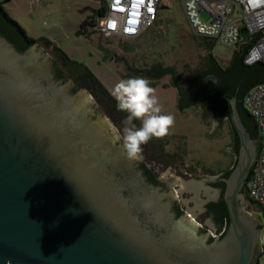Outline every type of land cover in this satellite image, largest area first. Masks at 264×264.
Segmentation results:
<instances>
[{
    "label": "water",
    "instance_id": "95a60500",
    "mask_svg": "<svg viewBox=\"0 0 264 264\" xmlns=\"http://www.w3.org/2000/svg\"><path fill=\"white\" fill-rule=\"evenodd\" d=\"M154 69L126 71L153 78ZM74 88L39 44L20 52L0 34V264H258L263 231L244 195L258 143L236 98L224 97L239 150L222 194L209 185L217 176L188 178L143 148L129 159L123 129ZM141 159L170 179L169 192L147 179ZM200 194L223 198L229 215L211 243L199 231L206 217L195 222L198 206L188 204ZM177 199L188 207L179 217Z\"/></svg>",
    "mask_w": 264,
    "mask_h": 264
},
{
    "label": "rangeland",
    "instance_id": "374dc122",
    "mask_svg": "<svg viewBox=\"0 0 264 264\" xmlns=\"http://www.w3.org/2000/svg\"><path fill=\"white\" fill-rule=\"evenodd\" d=\"M108 1L12 0L4 3L3 7L28 37L35 40L44 38L54 43L72 61L85 65L110 94L119 80L128 78L126 69L130 72H150L156 66L165 69L174 67L183 81L194 83L193 75L203 69L208 54H212L225 68L236 52V47L225 43L217 42L210 48L200 44L184 13V2L188 0H162L156 23L136 38L102 37L98 30L92 28H89L91 33L88 36L81 35L82 23L90 21V16ZM198 16L203 23L211 21L206 10L199 12ZM41 47L51 55L49 49ZM144 78L155 88L162 113L174 117V125L169 135L162 138L164 145L159 142L158 149H155L156 145L148 142L142 148L182 175L185 169L190 168L192 175L188 177L197 179L206 171L231 167L233 158L223 151L230 145L227 130L211 138L209 135L215 129L212 130V125L203 121L198 105L179 111L178 91L171 85L169 75L158 79ZM94 102L98 104L96 99ZM114 121L122 129L125 127L123 119L115 118ZM163 153L177 156L171 163L161 158ZM249 211L260 223L264 246V212L260 207L252 209L250 205ZM258 264H264V254Z\"/></svg>",
    "mask_w": 264,
    "mask_h": 264
},
{
    "label": "trees",
    "instance_id": "16d2710c",
    "mask_svg": "<svg viewBox=\"0 0 264 264\" xmlns=\"http://www.w3.org/2000/svg\"><path fill=\"white\" fill-rule=\"evenodd\" d=\"M10 1L12 0H0V34L11 42L20 52L26 51L30 46L36 43L49 49L55 62L56 75L59 79L72 80L75 84L74 92L80 89L89 91V93H91L96 99V102L106 110L110 118H121L125 120L126 113L117 110L116 101L113 96L85 65L72 61L51 41L44 38L35 40L28 37L20 25L15 20L11 19L6 13L3 5ZM105 12L106 4H104L99 10H96L94 15L90 16V21H84L82 23L79 33L88 36L91 33L89 28L96 30V27L98 26V18L103 17ZM199 40L201 41L200 44L204 45L205 48H210L215 43L204 38H199ZM235 47L237 48L236 52L225 68L217 62L212 54H208L205 57V65L203 69L196 71L193 75L194 79L192 80H195L194 83L192 81H183L182 77L177 74L174 67L166 69L155 67L153 78L157 79L164 75L170 76L171 85L179 94V111L183 112L195 104H198L201 107L203 121H205L207 125H209V122L207 121L209 113L215 110L219 111V125L209 136L214 138L226 129L230 137V145L228 147L235 151L236 158L239 150V138L232 123L226 119V117L229 119L231 109L228 100L224 97L228 99H237V107L242 121L250 133L251 138L257 141L258 149L260 150L261 143L258 137L257 127L254 120L244 107V98L251 88L264 84V64L258 63L253 66H246L244 64V58L250 49V46L243 48H239L238 46ZM209 76H212L213 78H210ZM214 79L218 82L215 83ZM192 93H194L195 96L190 98L189 96ZM134 123L139 127V121H134ZM161 140L153 138L149 142L154 146L156 145L155 148L158 149L157 143ZM162 144L164 145V143ZM159 149H161V146ZM225 154H227V152ZM166 155L171 158L176 156L175 154L172 155L168 153ZM235 158L232 167L235 164ZM232 167L230 170L228 169L226 171L224 169L211 170V173L212 175H217L220 171H225L226 176H229ZM142 169L145 171V174L149 176L151 182L156 183L151 172L146 169L145 166H142ZM213 186L219 187L222 194L224 193V184H215ZM244 195L248 200L245 190ZM249 205L252 209L257 207L253 203H249ZM210 210L215 215V222L219 225V232L224 230V233L219 237L220 239L224 236L229 225V215L223 198H221L218 203L211 204ZM176 214L178 217L182 216V212L179 211L178 206ZM213 240L214 239H210L209 242L211 243Z\"/></svg>",
    "mask_w": 264,
    "mask_h": 264
},
{
    "label": "built area",
    "instance_id": "2783aa9c",
    "mask_svg": "<svg viewBox=\"0 0 264 264\" xmlns=\"http://www.w3.org/2000/svg\"><path fill=\"white\" fill-rule=\"evenodd\" d=\"M161 2L109 0L104 16L98 18L96 30L102 37H139L156 23ZM183 9L197 37L239 48L252 44L245 55L244 64H264V0H188L184 2ZM202 10L210 14V23H203L199 19L198 13ZM244 107L255 122L261 143L244 190L249 203L264 212V84L248 91Z\"/></svg>",
    "mask_w": 264,
    "mask_h": 264
},
{
    "label": "clouds",
    "instance_id": "9594fccd",
    "mask_svg": "<svg viewBox=\"0 0 264 264\" xmlns=\"http://www.w3.org/2000/svg\"><path fill=\"white\" fill-rule=\"evenodd\" d=\"M155 92L150 81L144 77L121 79L112 89L117 110L126 113L123 149L129 159L139 158L143 145L153 138L166 137L174 125V117L162 113ZM134 121L140 122L139 127Z\"/></svg>",
    "mask_w": 264,
    "mask_h": 264
},
{
    "label": "flooded vegetation",
    "instance_id": "af4514ba",
    "mask_svg": "<svg viewBox=\"0 0 264 264\" xmlns=\"http://www.w3.org/2000/svg\"><path fill=\"white\" fill-rule=\"evenodd\" d=\"M53 58V57H52ZM210 78L212 76H209ZM208 77V78H209ZM213 78V77H212ZM214 82L217 83L218 81L216 79H214ZM195 94L192 93L190 94V98L194 97ZM198 104H195L194 106H197ZM199 109H201V107L198 105ZM185 111V110H184ZM230 117V116H229ZM219 118H220V112L219 111H211L208 115V119L207 121L213 126V124L217 123L219 125ZM227 120L228 117H226ZM230 121V120H229ZM218 127V126H217ZM216 127V128H217ZM161 140V139H160ZM151 141V140H150ZM160 143H162V140L159 141ZM164 143V142H163ZM156 149V148H155ZM258 153H259V149H258ZM167 153H163L161 156L162 159H164L165 161L167 162H171L173 163V158L171 157H167L166 155ZM173 155V154H172ZM177 156V154H175ZM227 156L229 157H232L233 158V161H234V158H235V151L233 149H230L228 152H227ZM258 156V155H257ZM140 163V167L142 169V166H145L146 169H148L150 172H151V175L155 178V182H151V180L149 179V176H147L145 174V171H144V174L145 176L147 177V179L155 186L157 187H160L162 188L163 191L165 192H169L171 190V181L170 179H167L168 177L166 176H160V172H159V168H151L148 166V164L146 163V161H142V159L139 161ZM232 167V166H231ZM231 167H229L228 169L230 170ZM228 169H224L225 171L228 170ZM225 171H220V173H218L217 175H212L211 173V170L209 171H206L205 173H203L201 175L200 178L198 179H203V178H206L207 176H217V179L215 182H211L209 183V185L215 189H219V187H215L213 185L215 184H224V179H227L229 176H226V172ZM184 176L188 177L189 175H192L191 173V169L190 168H187L185 169V172H182ZM188 178H193L192 176L188 177ZM207 201V202H206ZM204 202V204H203ZM173 203V211L176 213L177 212V206L179 207V211L182 212V215L186 214L187 213V209L188 207L186 206V204L183 202V200H180V199H177V200H174L172 201ZM189 205H192V207H196L198 206L197 208H195V212H196V218H195V222L197 221L196 219L199 220L200 217H206V222L208 221V224L205 223L204 221V224H205V227L206 228H203V226H200L199 228V231L200 233L202 234H205V235H208V238L209 239H219L218 237H216L219 233V225L215 222V215L214 213L210 210V205L211 204H214L210 201H208V197L205 196L204 194H200V197H199V200L198 201H190L189 199ZM203 224V225H204ZM213 240V241H214Z\"/></svg>",
    "mask_w": 264,
    "mask_h": 264
}]
</instances>
